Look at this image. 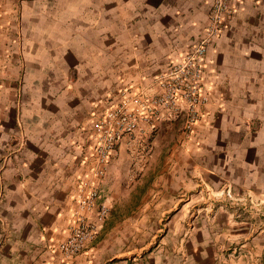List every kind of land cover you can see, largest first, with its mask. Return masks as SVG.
Wrapping results in <instances>:
<instances>
[{
  "label": "crops",
  "instance_id": "obj_1",
  "mask_svg": "<svg viewBox=\"0 0 264 264\" xmlns=\"http://www.w3.org/2000/svg\"><path fill=\"white\" fill-rule=\"evenodd\" d=\"M210 3L0 0V264H257L233 247L247 223L212 197L264 194V0H229L192 141L182 118L125 141L100 182L110 214L96 238L72 260L56 249L93 122L121 92L152 89Z\"/></svg>",
  "mask_w": 264,
  "mask_h": 264
},
{
  "label": "built area",
  "instance_id": "obj_2",
  "mask_svg": "<svg viewBox=\"0 0 264 264\" xmlns=\"http://www.w3.org/2000/svg\"><path fill=\"white\" fill-rule=\"evenodd\" d=\"M229 0H211L209 16L199 40L155 79L152 89L123 91L120 100H110L93 122L84 157V172L72 195L67 236L56 245L64 261L84 251L97 236L110 214L100 182L109 165L119 156L121 145L152 134L158 125L182 118V140L192 141L200 120V110L209 102L204 83L206 55L210 44L226 27L231 13Z\"/></svg>",
  "mask_w": 264,
  "mask_h": 264
},
{
  "label": "rangeland",
  "instance_id": "obj_3",
  "mask_svg": "<svg viewBox=\"0 0 264 264\" xmlns=\"http://www.w3.org/2000/svg\"><path fill=\"white\" fill-rule=\"evenodd\" d=\"M212 198L214 199L213 202H226L234 205V216H239L246 222L247 225L245 226L249 229V234H253L248 239L246 237L235 240L236 243L233 247L237 248V253L247 255L246 257L250 262L255 263L257 260V264H259V254H261V264H264V194L261 196H235L225 191L214 195ZM247 252L250 253L247 254ZM251 256L254 258L251 259Z\"/></svg>",
  "mask_w": 264,
  "mask_h": 264
}]
</instances>
